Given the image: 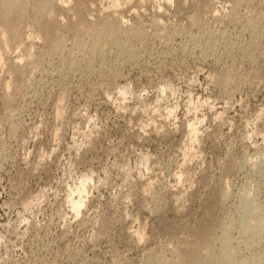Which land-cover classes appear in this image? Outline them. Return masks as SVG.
Wrapping results in <instances>:
<instances>
[{"label":"rangeland","instance_id":"rangeland-1","mask_svg":"<svg viewBox=\"0 0 264 264\" xmlns=\"http://www.w3.org/2000/svg\"><path fill=\"white\" fill-rule=\"evenodd\" d=\"M3 1L0 264H264V0Z\"/></svg>","mask_w":264,"mask_h":264},{"label":"bare ground","instance_id":"bare-ground-1","mask_svg":"<svg viewBox=\"0 0 264 264\" xmlns=\"http://www.w3.org/2000/svg\"><path fill=\"white\" fill-rule=\"evenodd\" d=\"M4 2V3H3ZM2 3L12 12V14H13V11L14 10H16V8H17V10L18 9H22V6L24 5V0H4ZM127 2V1H126ZM45 6H47V5H42L41 7H40V11L42 12V10H44V8H45ZM5 7V8H6ZM24 7V6H23ZM203 8V7H202ZM16 10V11H17ZM39 11V10H38ZM39 11V12H40ZM21 12V11H20ZM23 16V15H22ZM25 16V15H24ZM50 17V16H49ZM8 18V17H7ZM11 18V17H10ZM10 20V19H9ZM114 29V28H113ZM116 29V28H115ZM112 32V30L111 29H107V32ZM123 31V30H122ZM129 31L127 30V33L126 34H129L128 33ZM132 34V35H131ZM131 34H129L128 36H133V35H135V34H133V33H131ZM119 38V37H118ZM130 38V37H129ZM100 41V40H99ZM96 43H98V41L96 40ZM113 43V42H112ZM99 44V43H98ZM100 45V44H99ZM96 46H97V44H96ZM95 46V47H96ZM132 46V45H131ZM59 47V46H58ZM113 47V46H112ZM134 48L132 47H128V48H126L124 51H122L120 54H119V57H124V59H127V60H129V61H134L135 59H137L136 57H137V55H136V52L133 50ZM102 54V53H101ZM119 57H117V58H119ZM134 59V60H133ZM126 60V61H127ZM125 61V60H124ZM84 193V191H82V194ZM82 199H83V197H82ZM81 199H79V200H77L75 203H74V206H73V208H74V210L75 211H77V212H79L80 211V209H81V207H82V203H81V201H80ZM84 205V204H83ZM254 230H255V232H263V228L261 227V226H255L254 227ZM260 232H259V234H260ZM257 234V233H256ZM200 251V250H199ZM208 254V253H207ZM210 254V253H209ZM225 254V253H224ZM227 254V253H226ZM228 256V255H227ZM202 257V256H201ZM207 257V256H206ZM182 258V257H181ZM186 259V258H185ZM205 259V258H204ZM211 259V258H210ZM182 260V259H181ZM193 260V259H192ZM188 261V260H187ZM191 261V260H190ZM197 261H201L200 259L198 260L197 259ZM197 261H194L195 263L197 262ZM205 261H207V260H205ZM209 261V260H208ZM205 262L206 264L207 263H211L210 261L209 262ZM252 261V260H251ZM250 261V262H251ZM180 262V261H179ZM183 262H185V261H183ZM193 261H191V262H189L190 264H192V263H194ZM202 263H203V260L201 261ZM201 262H199L200 264H201ZM250 262H248V264H259L258 263V261H256L255 259L250 263ZM175 263V262H174ZM188 263V262H187ZM186 263V264H187ZM194 263V264H195ZM198 263V264H199ZM232 263V262H231ZM230 263V261H229V259H227V257H226V255L224 256L223 255V259H222V262H221V264H231ZM176 264V263H175ZM177 264H178V262H177ZM204 264V263H203ZM245 264V263H244Z\"/></svg>","mask_w":264,"mask_h":264}]
</instances>
